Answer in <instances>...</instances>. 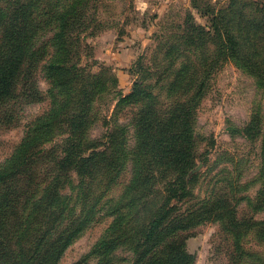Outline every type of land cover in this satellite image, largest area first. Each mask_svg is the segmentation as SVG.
Returning <instances> with one entry per match:
<instances>
[{
    "label": "trees",
    "instance_id": "obj_1",
    "mask_svg": "<svg viewBox=\"0 0 264 264\" xmlns=\"http://www.w3.org/2000/svg\"><path fill=\"white\" fill-rule=\"evenodd\" d=\"M109 1L0 0V127L14 125L24 105L49 99L0 162V264H59L103 218L110 221L100 237L71 264H192L185 238L206 221L227 241L226 264H264L257 248L264 217L255 216L264 206V172L243 179L224 153L203 197L195 194L203 172H192L208 161L209 150L198 149L196 108L215 66L232 62L264 92V0L203 11L207 25L188 14L158 43L165 61L136 73L126 94L109 66L93 72L82 64L87 37L118 23L103 25ZM110 100L103 114L99 104ZM98 121L105 130L94 137ZM226 130L264 140V111Z\"/></svg>",
    "mask_w": 264,
    "mask_h": 264
},
{
    "label": "rangeland",
    "instance_id": "obj_2",
    "mask_svg": "<svg viewBox=\"0 0 264 264\" xmlns=\"http://www.w3.org/2000/svg\"><path fill=\"white\" fill-rule=\"evenodd\" d=\"M196 2L197 8L192 5ZM229 0H111L114 7L102 13L103 25L114 27L101 28L86 41L90 47L89 55L82 57V64L93 72L104 64L112 69L118 80V87L124 94L130 91L136 73H142L149 67L156 71V64L165 61L161 58L162 49L158 44L162 36H170L178 30L185 17L190 14L195 22L207 25L208 18L203 11L220 9ZM130 3V4H129ZM110 24V25H111ZM103 26V27H104ZM119 28L123 32L119 35ZM96 62V64H94ZM175 64H177L175 62ZM88 68V69H89ZM205 94L196 108V132L202 136L198 149L209 150L205 167H198L203 174L195 188V194L205 196L212 189L216 169L220 159L228 153L235 157L237 168L243 179H250L264 172V155H261L264 140L246 139L242 136H230L226 125L231 122L242 126L252 113L264 111V92L254 79L241 72L236 66L222 60L215 66L208 77ZM40 90L45 93L48 87L42 74L38 77ZM49 107V99L24 105L19 112V119L14 125L0 127V162L10 154L20 140L29 121ZM103 114H108L112 102L99 104ZM130 107L120 113V120L127 121ZM105 126L98 121L91 129L92 136H99ZM204 137V138H203ZM213 141V146L209 142ZM197 165V166H198ZM205 171V172H204ZM259 182L248 188L247 193L254 195ZM256 218L264 217V206L256 213ZM110 218L98 219L86 229L63 253L59 264H71L85 254L100 237ZM264 252V244L257 246ZM185 249L192 256V264H226L228 245L215 222L206 221L193 228L185 238Z\"/></svg>",
    "mask_w": 264,
    "mask_h": 264
},
{
    "label": "water",
    "instance_id": "obj_3",
    "mask_svg": "<svg viewBox=\"0 0 264 264\" xmlns=\"http://www.w3.org/2000/svg\"><path fill=\"white\" fill-rule=\"evenodd\" d=\"M199 166H200V165H198L196 168H194V169L192 170V172L195 171L196 169H198Z\"/></svg>",
    "mask_w": 264,
    "mask_h": 264
}]
</instances>
